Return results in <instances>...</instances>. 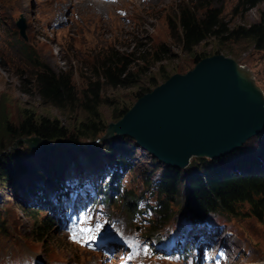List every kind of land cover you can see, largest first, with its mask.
I'll list each match as a JSON object with an SVG mask.
<instances>
[{
    "label": "rangeland",
    "instance_id": "rangeland-1",
    "mask_svg": "<svg viewBox=\"0 0 264 264\" xmlns=\"http://www.w3.org/2000/svg\"><path fill=\"white\" fill-rule=\"evenodd\" d=\"M77 1L0 0V103L12 127L22 120L25 110L33 111L35 116L57 118L65 125L72 126L74 122V112L58 109L42 98L36 87L37 72L45 68L55 72L69 71L75 87L80 91L87 87V78L94 75L93 64L98 52L107 48L127 51L133 46L150 51L161 43L169 48L170 56L167 55L156 65H149V75H153L161 65L167 69L174 64L182 65L191 57L180 48L177 40L170 38L168 23L177 27L182 9L194 10L197 14L205 12V7L200 6L198 0H107L103 2L111 3H99L101 11L97 6L95 8L99 11L78 10ZM237 1L215 0L210 7L220 9V19L227 27L257 22L264 2L243 12L236 9ZM87 2L79 1V4ZM19 17L26 26V39L20 36L15 25ZM219 46L216 39L210 38L194 48V52L211 55ZM245 46L246 43H242L231 47L238 54V63L252 71L256 83L264 92V49L256 51ZM218 53L225 55L224 52ZM27 54L33 55L38 63L35 65ZM138 64L142 66L141 62ZM161 82L158 79V84ZM137 90L135 85L128 88L103 85L102 95L124 102L130 108L136 100ZM100 110L107 124L116 121L111 115V107L102 105ZM263 136L264 131L248 139L242 148L249 152L254 149L264 151ZM96 140L78 143L56 141L33 149L18 139L4 136L3 148L0 149L1 164L12 157L18 162L21 172L25 168V159L33 160L36 154L46 153V158L51 159L55 150L60 155L66 150L80 153L78 166L71 164L65 167L58 179V192L67 191L71 195L57 210L63 219L55 217L61 222L60 228L41 239L35 236V226L52 215L53 207L43 204L47 195L41 197L39 192L42 189L45 194L48 193L47 185L53 181L51 178L55 179L58 171L56 166L52 173H49L52 168L47 165L44 175L36 174L34 183L41 188H37L36 192L31 189L29 197L17 192L14 180L8 182L0 175V264H100L111 258L109 254L113 257V261L107 260L110 264H131L130 260L124 263V248L120 245L102 248L107 253L104 254L101 250L95 252L93 242H90V247L84 240L78 242L71 238L74 229L94 228L97 224L100 231L94 233L96 238L114 235L127 242L126 245L135 246L138 243L140 258H135L138 255L133 249L130 255L133 262L141 259V264H183L177 253L187 251L192 243L200 246V264H211V251L217 264H264V216L262 220L255 218L247 203H239L235 214L214 213L201 219L188 215L181 199L177 198V201L168 204V217L156 214L157 200L163 201V198H157L153 187L144 181H158L165 165L138 147L126 157L129 164L121 170V177L113 181L117 189L113 199L105 200L103 193H110L109 189L98 192L96 186L111 181L116 159L106 155L98 147L99 140ZM89 154L98 158L91 161L86 158ZM198 159L191 158L189 165L179 170L180 173L192 174V164ZM260 160L264 163V158ZM38 169L43 173L42 167ZM45 178L50 181L44 182ZM125 192H130L137 199L139 211L135 216L128 217L121 208ZM33 212H36L35 216Z\"/></svg>",
    "mask_w": 264,
    "mask_h": 264
},
{
    "label": "trees",
    "instance_id": "trees-1",
    "mask_svg": "<svg viewBox=\"0 0 264 264\" xmlns=\"http://www.w3.org/2000/svg\"><path fill=\"white\" fill-rule=\"evenodd\" d=\"M214 1L198 0L200 6L205 7L203 14H197L194 10L182 9L178 26L176 27L171 22L168 23L170 38L177 40L180 48L191 57L184 63L182 62V65L174 64L170 69L161 65L153 75H149V65H156L167 55L170 56L169 48L161 43L150 51L133 46L127 51L107 48L103 52H98L93 64L94 75L87 78V87L80 91L75 87L72 73L69 71L55 72L45 68L44 71L37 72L36 87L41 92L42 98L58 109L66 111L70 109L74 112V122L72 126L65 125L57 118L35 116L33 111L25 110L22 120L16 127H12L3 110V104L0 103V149L3 148L5 135L12 140L24 136H36L48 143L56 141L78 143L82 140L99 139L105 133L107 126L100 107L102 105L111 107V115L114 120H118L129 109L124 102L104 97L102 95L103 85L111 88H128L135 85L138 87L135 98H138L156 86L158 79L163 82L173 73H183L199 59L208 56L204 52H194V48L210 38L216 39L220 45L213 54L224 52L225 56L231 57L237 62H239L238 54L231 47L235 44L246 43V48L256 51L264 49V7L259 10L257 22L227 27L220 19V9L210 7ZM263 2L264 0H238L236 9L244 12ZM27 58L32 59L35 65L38 63L31 54H27ZM189 61L190 63H188ZM139 62L142 63V66L138 64ZM261 141L264 144V136ZM98 147L106 155H112L116 159L111 173V181L96 186L98 192L108 188L110 193H103V198L111 201L117 191L113 186V181L121 177L119 168L123 169L129 164L126 157L132 155L137 147L134 140L127 136H118L115 140L100 141L99 139ZM79 153L80 151L66 150L60 155L55 150L51 159L46 158V153L36 154L33 160L25 159L23 172L20 171L18 162L9 157L6 159L7 164L6 162L1 164L0 160V175L8 182L14 180L17 192L29 197L31 189L36 192L37 188H41V185L38 186L34 183L36 174L44 175L47 165L52 168L50 172L54 171L53 166L58 165L59 162L64 166L68 163L77 166ZM93 156L94 154H89L86 158L94 161L97 158H93ZM261 158H264L262 149H254L253 152H249L241 146L231 154L217 159H198V162L192 164L193 173L189 175L182 174L180 169L164 164L165 169L158 181L145 180L144 182L153 187L157 198H163V201L159 200L158 202L157 200L158 204L154 208L155 213H159L163 217H167L169 202L177 201L176 199L180 198L186 213L201 219L214 213L235 214L239 203H247L255 218L262 220L264 216V163L261 162ZM40 167H42L43 173L39 169V171L36 170ZM63 168L58 171L59 176ZM58 179L49 182L47 194L42 189L39 192L41 197L47 195L43 204L53 207L52 215L42 219L40 224L35 226V236L40 239L52 234V231L55 232L61 225L58 220L62 218H60L54 203H48V199L58 191ZM45 181H50V179L45 178ZM63 192L68 193L67 191ZM123 198L121 208L124 209L128 217L134 216L133 214L139 211L136 197L130 192H125ZM32 215L35 216L36 212H33Z\"/></svg>",
    "mask_w": 264,
    "mask_h": 264
},
{
    "label": "water",
    "instance_id": "water-1",
    "mask_svg": "<svg viewBox=\"0 0 264 264\" xmlns=\"http://www.w3.org/2000/svg\"><path fill=\"white\" fill-rule=\"evenodd\" d=\"M15 25L26 39L22 17ZM263 131L264 92L252 71L217 53L140 95L100 139L127 136L159 162L183 169L193 157L231 154ZM18 141L33 149L49 144L36 136Z\"/></svg>",
    "mask_w": 264,
    "mask_h": 264
},
{
    "label": "bare ground",
    "instance_id": "bare-ground-1",
    "mask_svg": "<svg viewBox=\"0 0 264 264\" xmlns=\"http://www.w3.org/2000/svg\"><path fill=\"white\" fill-rule=\"evenodd\" d=\"M79 1H82V2H87L88 0H78L77 2H75V4L79 7L78 8V10L80 9H91V10H96V11H99L100 9L99 8H101L102 6L101 5H99V3L100 4H103V5H106V3H103V1L102 2H98V1H95V0H90L89 2H87V3H85V4H83V5H81V4H79ZM110 5V4H109ZM95 6H97L98 7V9L99 10H97V7L95 8ZM104 9V8H103ZM101 11V10H100ZM98 14V13H97ZM8 47V46H7ZM4 54V53H3ZM123 156V155H122ZM98 158V157H97ZM79 159V158H78ZM72 164V166L73 167H77V166H75L73 163H68V165H66V166H64V164H61V165H54V166H56V168H57V170L59 171L62 167H64L61 171V175L60 176H62V174H63V172H64V170H65V167H68L69 165H71ZM53 166V167H54ZM58 171L55 173V175H56V177H55V179H57V178H61L59 175H58ZM53 172V171H52ZM52 172H50V173H52ZM78 178H80L81 179V177H78ZM53 180H55L54 178H52ZM51 179V180H52ZM45 180V179H44ZM48 182V181H47ZM79 187H81V186H79ZM82 187H84V186H82ZM148 188V187H147ZM69 189H72V188H69ZM132 193H135V192H132ZM69 193H65V192H63V193H60L59 194V192L58 191H56L49 199L51 200V202L52 203H54V205H55V208H56V210H60V204H63L64 203V200H65V198L66 197H71V195L69 194ZM135 199V198H134ZM135 203V202H134ZM151 206V205H150ZM147 209V208H146ZM134 215V214H133ZM135 216V215H134ZM137 216V215H136ZM138 217V216H137ZM168 217V216H167ZM145 221V220H144ZM154 225V224H153ZM149 231H151V230H149ZM154 232V231H153ZM150 233H152V232H150ZM186 235V234H185Z\"/></svg>",
    "mask_w": 264,
    "mask_h": 264
},
{
    "label": "snow or ice",
    "instance_id": "snow-or-ice-1",
    "mask_svg": "<svg viewBox=\"0 0 264 264\" xmlns=\"http://www.w3.org/2000/svg\"><path fill=\"white\" fill-rule=\"evenodd\" d=\"M87 219V218H86ZM100 231V225H95L94 228L89 227H79L73 230L71 238L73 240H84L85 243H88V246L91 247V243L96 240V235ZM86 235V239H85Z\"/></svg>",
    "mask_w": 264,
    "mask_h": 264
}]
</instances>
